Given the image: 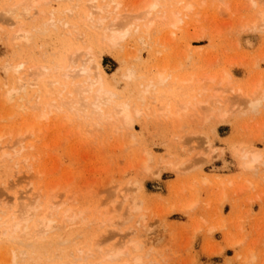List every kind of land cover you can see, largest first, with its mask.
I'll return each mask as SVG.
<instances>
[{
  "label": "rangeland",
  "instance_id": "374dc122",
  "mask_svg": "<svg viewBox=\"0 0 264 264\" xmlns=\"http://www.w3.org/2000/svg\"><path fill=\"white\" fill-rule=\"evenodd\" d=\"M88 1L47 0L34 6L28 0L25 6L24 0H0V149L10 152L16 133L36 130L26 145L13 146L18 156L11 152V161H0V202L15 204L20 190L25 197L42 188L47 195L38 197L37 217H47L48 211L54 227L61 225L44 233L45 241L36 236L35 225L31 248L15 244L0 228V264H9L19 251L24 252L16 264L23 257V264H131L135 256L145 264H262L264 167L249 172L240 151L249 147L264 154V95L258 109L248 104L252 93L264 92V0H160V13L146 19L155 18L149 31L143 9L150 0H115L119 6L109 0L110 12L116 10L111 17L135 27L115 48L102 41L101 27L87 21L93 11ZM188 4L194 5L191 12L184 9ZM12 7L19 10L13 17L7 13ZM178 12L183 22L173 29L171 16ZM18 29L25 32L22 40L28 34L27 41L16 43ZM75 52L80 60L84 54V65L101 67L97 73L91 65V79L103 77L105 88L116 94L104 109L107 120L89 106L93 97L78 113L60 107L73 85L85 80L73 78L80 63ZM66 66L73 80L61 78ZM43 71L50 73L43 76ZM161 73L167 74L165 81ZM33 77L38 79L30 85ZM223 77L229 80L221 84ZM49 81L64 92L57 94ZM121 102L131 108V125L113 107ZM52 103L57 106L51 108ZM12 183L17 186L7 189ZM135 199L141 209L128 213L126 205ZM54 204L60 205L58 212ZM8 206L3 210L10 212ZM114 207L118 213L112 215ZM125 245L129 251L110 262L107 252Z\"/></svg>",
  "mask_w": 264,
  "mask_h": 264
},
{
  "label": "bare ground",
  "instance_id": "6f19581e",
  "mask_svg": "<svg viewBox=\"0 0 264 264\" xmlns=\"http://www.w3.org/2000/svg\"><path fill=\"white\" fill-rule=\"evenodd\" d=\"M25 1V6L28 4V5H30L31 3H33V4H31V5H39V6H41L43 3H45L47 0H30L31 1V3L29 2H26V1H28V0H24ZM33 1V2H32ZM41 1V3H39ZM70 1V0H69ZM104 1V0H103ZM107 1V0H106ZM89 3H88V6H89V10H91V9H93V11L91 10V11H89V14H88V19H87V21L90 23V25H95L97 28H99V27H101V28H99V29H101V31H104V33H105V36H103V37H105L104 39H107L108 41H105L104 39L102 40L103 42H105V44H107L108 42H110L111 43V47H113L114 46V48L115 47H117L118 46V44L120 43V42H123L124 41V39L126 38V36H128L129 35V33H130V29H132L133 30V28H135V27H128L127 25V22H124L123 24L122 23H120L119 21H118V19H119V16L118 17H115L114 19L111 17V15L112 14H115V11L116 10H114L113 9V11L112 12H110V7L112 6L111 4H117L118 6H119V3L116 1L115 2V0H111L110 2H111V4H110V2H109V0L107 1V2H109L108 4H106V5H101V2L99 1V0H89L88 1ZM182 3V0L181 1H178V3ZM39 3V4H38ZM163 3V2H162ZM166 2H165V0H164V4H165ZM180 3V4H181ZM18 4H20V3H18ZM90 4V5H89ZM23 5V7H24V9H27V7H25L24 6V3L22 4ZM22 5L20 6V5H18L19 7H22ZM73 5V4H72ZM161 3H160V0H150L146 5H145V7H144V9H143V14H145V24H144V26H146L145 27V30L146 31H149V26H150V22H151V20H146L147 18H149V19H151L150 17L153 15V17L155 16L153 13H156V11H158L157 9L160 7L161 8ZM17 6V9H19V7ZM118 6L116 7V9H118ZM16 7V6H15ZM15 7H12L11 9H8L9 11L7 12L11 17H13V16H16V13H17V11H19V10H17V9H14ZM74 7V6H73ZM73 7H71V11H74V8ZM166 7V6H165ZM75 8H76V5H75ZM162 8H163V5H162ZM161 8V9H162ZM194 8V5H192V4H188L187 6H186V8H184L185 10H188V12H191V10ZM32 9H34V8H32ZM28 10H31L30 9V7H29V9H27V10H25V11H28ZM77 10H78V8H77ZM77 10H76V12H77ZM95 10V11H94ZM160 10V9H159ZM70 11V10H69ZM30 12V11H29ZM28 13V12H27ZM72 13V12H71ZM74 13H75V11H74ZM158 13H160L159 11H158ZM157 13V14H158ZM19 14V13H18ZM98 15L99 14V17H95L94 15ZM102 14H104V16L102 15ZM180 12H178L177 14H174V16H173V14H172V16H171V19H173L172 20V22H171V24H169V25H171L172 26V28L173 29H178L179 28V26H180V24H182V22H183V20H182V18H181V16H180ZM13 15V16H12ZM24 15V14H23ZM23 15H21V17L23 16ZM27 15V17H28V15H29V13L28 14H26ZM31 15H33V14H31ZM102 15V16H101ZM107 15V16H106ZM110 15V16H109ZM148 16V17H147ZM20 16H18V18H19ZM26 17V16H25ZM29 17H31V16H29ZM111 17V18H110ZM173 17V18H172ZM10 18V17H9ZM12 19V18H11ZM30 19V18H29ZM109 19L111 20V19H113L112 21H109ZM123 19V18H122ZM125 19H127V18H125ZM153 19H155V18H153ZM152 19V22H151V26L152 27H154L153 25V22H154V20ZM14 20V19H13ZM107 20L110 22H108V23H106L107 22ZM121 20V19H120ZM128 20H130V19H128ZM127 20V21H128ZM260 20L261 21H264V12H262L261 14H260ZM148 22V23H147ZM88 23V24H89ZM147 25H148V27H147ZM95 26H93V28L95 27ZM103 26H105V28L103 27ZM125 26H127V27H125ZM170 26V27H171ZM92 27V26H91ZM181 27V26H180ZM104 28V30H102ZM147 28H148V30H147ZM180 29V28H179ZM97 30V29H96ZM135 30V29H134ZM133 30V31H134ZM21 32H23L21 29H18V32H17V34H19V36L17 35V36H15L16 38H14V39H16V41L18 40L19 42H22L23 40H26L27 41V39H28V34L27 35H25L24 34V36H25V39H23L22 40V36H21ZM99 32H100V30H99ZM23 33H25V32H23ZM103 33V32H102ZM103 33V34H104ZM101 34V33H100ZM23 35V34H22ZM14 36V35H13ZM26 36H27V38H26ZM18 38V39H17ZM30 39V38H29ZM102 39V38H101ZM22 40V41H21ZM16 42V43H19V42ZM30 41V40H29ZM28 41V42H29ZM107 42V43H106ZM110 43H109V46H110ZM113 45V46H112ZM90 48V47H89ZM87 49V50H89V51H92L91 49ZM86 50V49H85ZM84 50V51H85ZM84 51H83V53H84ZM94 51V50H93ZM92 51V52H93ZM87 52V54H88V51H86ZM92 52H90L91 54V57L95 54L94 52V54L92 53ZM82 53V52H81ZM75 54V56H76V58L74 59L75 61H77L76 59H77V57H79V59H78V61L80 62V63H82L83 65H81L80 63H79V66H77L76 67V64L78 65V63H74V65L72 64V66H74V67H76L75 69H74V73H75V77H73V78H80V77H82V80H83V77L85 78V80H83V82L81 83H79L78 85H76V84H74L73 85V87H74V91L73 92H67V94H69V95H71L69 98H66V100L65 101H62V104H60V107L62 106V107H64V108H66L67 107V110H69V111H73V112H81L80 110H85V109H87V102H89L90 101V99L92 98L93 99V101L92 102H90L89 103V106L91 105L92 107V109H93V112H94V114L95 115H98L100 118H105L104 120H107V115H106V113H104V109H105V107H108V106H110V105H113V103H114V98H116V94L115 93H113V91L112 90H108V88L106 89L105 88V86H104V83H102V81L101 80H103V75L102 74H98L99 76H101L100 78H101V80H96V81H94V79H91L92 77H91V70H92V66H93V68L95 69V71H96V69H99V68H96V67H100V66H98L95 62H98V60H97V58H95L96 59V61H93L92 62V60L94 59H90V61L92 62V63H95L96 65H93V64H89L90 66H86V65H84L85 63H83L82 62V60H83V57H85L84 56V54H83V57H82V60H80L81 59V57H80V55H77L78 54V52H75L74 53ZM74 54H73V56H74ZM86 55V54H85ZM89 55V54H88ZM96 57H98V56H96ZM72 60H73V58H72ZM90 63V62H89ZM69 64H71V61H70V63ZM68 64V66L70 67V65ZM17 65H15V67H16ZM62 66H64V65H62ZM71 66V67H72ZM20 67H23V65L22 66H19L18 65V68H20ZM44 67V66H43ZM74 67H72V68H74ZM89 67V68H88ZM10 68V67H9ZM42 68V67H41ZM48 71H49V69L47 68V67H45ZM45 68H43V69H45ZM60 68V67H59ZM63 68V67H62ZM62 68H60L61 70H62ZM65 68H67V69H65ZM64 68V72H63V74L61 75V78H62V76H63V78H64V76L66 77L65 78V80H67V79H71L72 78V75H74V73H72L71 72V69L69 70V68L66 66ZM91 68V69H90ZM101 68V67H100ZM11 69V68H10ZM9 69V70H10ZM21 69V68H20ZM19 69V70H20ZM23 69V68H22ZM46 69H45V71H46ZM16 70H18V69H16ZM18 70V73L20 72L21 73V71H19ZM66 70H69V71H67L66 72ZM73 70V69H72ZM15 71V70H14ZM45 72V73H47V74H49L50 72ZM15 72H17V71H15ZM14 72V73H15ZM65 72H66V74H65ZM71 72V73H70ZM97 73H98V71H96ZM96 72H92L94 75H96L97 76V74H96ZM101 72V71H100ZM18 73H16V74H18ZM45 73H44V71L43 72H41V74H43V76L45 75ZM39 74V73H38ZM58 74V73H57ZM93 74H92V76H93ZM9 75V74H8ZM10 75H12V74H10ZM14 75V74H13ZM33 75V74H32ZM161 76H159V77H161V79L162 80H166L167 79V74H166V76L165 75H162V73L160 74ZM228 75V74H227ZM35 76V75H34ZM40 74H39V79H40ZM46 76V75H45ZM226 76V75H225ZM38 77H35V78H37L38 79ZM227 78H228V76H226ZM10 78V77H9ZM34 77H33V80L34 81H32V83L30 82L29 84L31 85V84H33V82H35V81H37V79H35ZM60 78V77H59ZM73 78L71 79V80H73ZM224 78V79H223ZM222 79L224 80H222V82H221V84L223 83V82H226V81H228L229 79H226L225 77H223ZM23 79H24V77H23ZM29 80V79H28ZM64 80V79H63ZM70 80V81H71ZM76 80H78V79H76ZM207 80H209L210 82H214V78L213 77H209V78H207ZM19 81V80H18ZM53 81V80H52ZM52 81H49L48 82V84L49 85H51L52 83L53 84H56L55 86H57L58 85V83L55 81V83L54 82H52ZM70 81H69V83H70ZM74 81H75V79H74ZM20 82V81H19ZM26 82V81H25ZM24 82V83H25ZM29 82V81H28ZM27 82V83H28ZM68 82V81H67ZM66 82V83H67ZM104 82V81H103ZM22 83V82H21ZM60 83V82H59ZM74 82L72 81V84H73ZM68 84V83H67ZM71 83H70V85H72ZM49 85H48V87H49ZM64 86H66L65 84H63ZM63 85H60L59 84V86H62V89L64 88V86ZM76 85V86H75ZM25 86H27V85H25ZM29 86V85H28ZM35 86H36V83H35ZM22 87V90H24L25 88H24V85L23 86H21ZM21 87H20V89H21ZM50 87H54V86H50ZM73 87H70L71 89L73 88ZM76 87V88H75ZM97 87V88H96ZM55 88V89H54ZM54 88H51V89H54V90H56V87H54ZM66 88V87H65ZM60 89H58V90H56L55 92H57V94H61V93H63L64 91H62V90H60V91H62V92H58ZM66 90V89H65ZM18 92H21V91H18ZM54 92V93H55ZM9 93V92H8ZM261 94H263L264 95V92H260V91H255L254 93H252V96H254V98H250V101L248 102V104H250L251 105V107H253V109H258V107L260 106V97H262L263 95H261ZM11 96V95H10ZM12 96H14V95H12ZM9 97V96H8ZM7 97V98H8ZM66 97V96H65ZM64 96H62L61 97V100H63V98H65ZM118 97V96H117ZM13 98V97H12ZM11 97L9 98V99H12ZM140 98V97H139ZM144 99V98H143ZM122 103V102H121ZM119 104V103H117L118 105L115 107V106H113L115 109H117L116 111H118V113H117V115H119V117H122V119H125V121L129 124V125H131L132 123H133V118H131V116H130V114L132 115V113H131V108H130V106L129 105H127V104H124V103H122V104ZM54 103H52V104H50L49 106L51 107V108H53L54 106H57V104L55 103V105H53ZM114 105H116V104H114ZM59 106V105H58ZM60 107H58V110H59V108ZM64 108H60V111H61V109H64ZM69 108V109H68ZM36 109V108H35ZM56 109H57V107H56ZM77 112V113H78ZM92 112V113H93ZM226 115V114H225ZM110 117V116H109ZM115 117V116H114ZM221 117V116H220ZM222 117H224V114H223V116ZM221 117V118H222ZM44 118H46V113L44 112L43 114H42V116H41V119H44ZM123 121V120H122ZM126 122H124V123H126ZM35 133H36V130L34 129V127H31V128H28L27 130H25L24 132H22V133H20V134H18V133H16L17 135H18V137L17 136H15V138H16V144H14L13 143V146H17L18 144V147H21L23 144H25L24 142H25V140H26V138H30V137H33V136H35ZM12 134H10L9 135V137L11 136ZM29 136V137H28ZM12 137V136H11ZM10 137V138H11ZM37 137V136H36ZM4 137H3V135L2 134H0V140H2ZM11 140V139H10ZM15 140V139H14ZM27 144H29V143H27ZM12 145V144H11ZM26 145V144H25ZM31 145V144H30ZM7 146V144L6 145H4L3 146V148H5ZM11 147V146H8V149L10 148V149H14L15 150V148L14 147ZM23 147V146H22ZM31 147V146H30ZM2 149V148H1ZM0 149V150H1ZM6 149V148H5ZM5 149H2L1 151H0V161H4V159H8L9 157H10V154H11V152H12V150L9 152L8 150L6 151ZM26 149H27V147H26ZM21 149L19 148V151H20ZM23 151H24V148L22 149ZM21 150V151H22ZM16 151H18V150H16ZM16 151H13L12 153V156L11 157H13V155L15 156V155H17L18 153L16 152ZM14 152L16 153V154H14ZM27 152V151H26ZM240 153H241V158L243 159V166L245 167V169L246 170H248L249 172L251 171V172H256L257 171V169H258V167L260 166V164H261V169H263V167H264V154H262L261 152H260V150H254V148L252 149V148H249V147H247V148H244L242 151H240ZM19 155V154H18ZM17 155V156H18ZM9 161H11V159L9 158ZM13 161V160H12ZM6 162V161H5ZM147 163V162H146ZM2 164V163H1ZM30 165V164H29ZM5 166V165H4ZM27 167H29V166H27ZM146 167H147V169H148V166L146 165V164H144V168L146 169ZM3 168V167H2ZM6 168V167H5ZM146 169V170H147ZM2 170V169H1ZM0 170V171H1ZM149 171V170H148ZM263 171V170H262ZM4 172V171H3ZM1 173V172H0ZM32 172H30V174H31ZM263 173V172H262ZM33 174V176H34V173H32ZM31 174V175H32ZM35 176H37V173L35 172ZM1 176V175H0ZM38 177V176H37ZM263 177V176H262ZM19 183H21L20 181L17 183L16 182V184L18 185ZM264 183V182H263ZM16 185V186H17ZM13 186V187H12ZM16 186H14V184L12 183V185H11V187L9 188H7V189H13L14 187H16ZM27 186V185H26ZM29 186H32L31 184L29 185L28 184V187L27 188H29ZM19 188V187H18ZM27 188H25L26 189V191H27ZM30 188H32V187H30ZM6 189V190H7ZM11 189V190H12ZM40 189H42V188H39L38 189V191H37V193L36 192H33L30 196H27L26 194H27V192H26V196L25 197H22V195H20V193L22 192L21 190L19 191L20 193H19V196L17 197L18 199H17V201L15 202V204H12L11 203V201H12V199H9V200H7L5 197V199L6 200H4L3 202L1 201L0 202V206L2 207H4V208H6L5 207V205L6 206H8V209L9 210H11L10 212L8 211V210H3V207L0 209V228L2 229V233H3V235H7L8 236V239L9 240H11V241H13L15 244H17V245H21V246H26V247H30L31 245H32V242H33V240H32V238H33V232H34V230H33V228H34V226L36 225L37 226V224H38V228L39 229H36L35 230V232H37L36 233V236H38V233H39V236H40V234H41V236L39 237V238H41L42 237V239L45 237L43 234L45 233H47V232H49V231H51L52 229L54 230H56L57 231V229L58 230H61V228H60V226L57 224V225H55L56 227H57V229L54 227V223H55V220H50V219H48L49 217H51L50 215V213L48 212H46V214H45V216H47L48 214V216L47 217H44V218H38L37 217V214H38V212H39V210L42 208V206H41V202H40V200H39V196H41V194L40 193H42L41 191H40ZM31 190V189H30ZM30 190H28V191H30ZM44 191H46V189L44 190ZM2 193H5V192H2ZM23 193V192H22ZM21 193V194H22ZM48 193V192H47ZM50 193V192H49ZM48 193V194H49ZM6 194V193H5ZM4 194V195H5ZM15 194V193H14ZM43 194H44V192H43ZM44 195H47L46 193L44 194ZM1 196V195H0ZM124 197H123V199L125 200H128L129 198V196L127 197L126 195H123ZM6 197H9V196H6ZM48 197H50V194H49V196ZM2 198V197H1ZM12 198V197H11ZM42 198H43V196H42ZM14 199V198H13ZM44 199V198H43ZM2 200V199H1ZM125 200V201H126ZM134 200V199H133ZM255 200H257V199H255ZM15 201V200H14ZM45 201V200H44ZM129 201V200H128ZM132 202H135V203H132ZM129 205H126V206H128L126 209H128L127 211H128V213L132 210V213H135L136 212V210L138 209V208H140L141 209V207L138 205V207H137V205H136V199H135V201H132ZM194 203L193 204H191L190 206H188V207H193V206H195V204H196V199H195V201H193ZM4 205H3V204ZM137 204H139V203H137ZM43 205V204H42ZM46 205V204H45ZM45 205H44V207H45ZM49 204H47V206H48ZM55 206V212H58L57 210V207L59 208L60 207V205H57V204H54ZM50 206V205H49ZM52 206V205H51ZM130 206V207H129ZM53 207V206H52ZM53 207V208H54ZM46 208V207H45ZM49 208V207H48ZM115 208V207H114ZM130 208V209H129ZM50 209V208H49ZM57 209V210H56ZM60 209V208H59ZM125 209V210H126ZM140 209H139V211H140ZM50 210H54V209H50ZM68 210H69V212H68ZM114 210H116L115 212L113 211L112 212V215L115 213L116 214V212L118 213V210H117V208H115ZM133 210H134V212H133ZM42 211V210H41ZM71 210L70 209H67V211H65L64 212V214L66 213V215L68 214V215H70L69 213H71L70 212ZM63 214V215H64ZM75 214V213H74ZM53 215H54V213H53ZM58 215H60L59 213H58ZM65 215V216H66ZM63 216V218L65 217V218H67V217H69V216ZM111 215V214H110ZM129 215V214H128ZM76 216V215H75ZM55 217L57 218V216L55 215ZM73 217V214L71 215V217L70 218H72ZM77 217V216H76ZM75 217V218H76ZM59 218V217H58ZM57 218V219H58ZM61 218V217H60ZM69 218V221H74V219L72 220V219H70ZM53 219H55V218H53ZM68 219V218H67ZM61 221V220H60ZM62 221H64V220H62ZM65 221H67L68 222V220H65ZM64 221V222H65ZM58 222V221H57ZM66 222V223H67ZM75 222V221H74ZM71 223V222H70ZM69 224V223H68ZM73 224V223H72ZM60 228V229H59ZM53 230H52V232H51V234H53L54 232H53ZM1 233V232H0ZM3 235H1L2 237H5V236H3ZM47 235H50V234H47ZM47 235H46V237H47ZM44 236V237H43ZM1 237V238H2ZM48 238V237H47ZM46 238V239H47ZM3 239V238H2ZM7 239V238H6ZM5 240V239H4ZM39 240V239H38ZM44 240V239H43ZM42 240V242H44ZM50 240V239H49ZM5 241H7V240H5ZM36 242V241H35ZM50 242V241H49ZM133 242V241H132ZM132 242H129V244H127V245H131V244H133ZM4 243V242H3ZM10 243V242H9ZM38 243V242H37ZM45 243V242H44ZM44 243H43V245H44ZM47 243V242H46ZM131 243V244H130ZM242 243V240H240V241H238L237 243H235L234 244V246H238L239 244H241ZM35 244V243H34ZM3 245V244H2ZM7 245V244H6ZM137 245V244H136ZM135 244L134 245H131V247L130 248H133L134 246H136ZM37 246V245H36ZM35 246V247H36ZM38 246H40V245H38ZM264 246V245H263ZM13 247V246H12ZM42 247V246H41ZM46 247V246H45ZM126 247L128 248V246H124V247H114L113 249H111V250H109V252H107V258H109L110 259V262L112 261V260H115V259H119V256H121V255H125V252H126V250H128V249H126ZM138 246H136V247H134V250H135V248H137ZM22 248V247H21ZM31 248V247H30ZM36 248H38V247H36ZM35 248V249H36ZM40 248V247H39ZM46 248H48V246L46 247ZM255 249V248H254ZM14 250H16V247H15V249H13V251L10 249V253L11 254H13L12 252H14ZM129 251V250H128ZM20 252V251H19ZM18 252V253H19ZM22 253L24 252V251H21ZM20 252V253H21ZM47 252H48V249H47ZM251 252V255L252 254H254L252 251H250ZM6 253H7V251H6ZM8 253H9V251H8ZM15 253V252H14ZM17 253V252H16ZM18 253H17V255H10V259H11V257H12V259L10 260V262H9V264H16V263H18L22 258L20 257H18ZM21 253V254H22ZM36 253V252H35ZM42 253V252H41ZM20 254V255H21ZM25 254V253H24ZM33 254V253H32ZM263 254V253H262ZM7 255V254H6ZM44 255H46V254H44ZM8 256V255H7ZM24 256H26V254L24 255ZM31 256V255H30ZM23 257V256H22ZM247 257H249V256H247ZM255 257V256H254ZM254 257H252L253 259H254ZM26 258H28V257H26ZM35 258V257H34ZM246 258V257H245ZM245 258H244V260H245ZM262 258H264V255H263V257ZM5 259H6V257H5ZM4 259V262H6V260ZM40 259H42V258H40ZM39 259V260H40ZM112 259V260H111ZM249 259V258H248ZM248 259H246L247 261H248ZM23 260H24V257H23ZM23 260H22V264H23ZM132 263L131 264H145L144 263V259L141 257V256H135V257H133L132 259ZM245 260V261H246ZM264 260V259H263ZM26 261V260H25ZM249 261H253V260H251V259H249ZM248 261V262H249ZM8 262V261H7ZM7 262H6V264H7ZM256 262V261H255ZM32 263H34V262H32ZM31 263V264H32ZM40 263V262H39ZM43 264H44V262H42ZM41 263V264H42ZM252 263V262H251ZM47 264V263H46ZM57 264V263H56ZM107 264H113V263H107ZM125 264H130V263H125ZM262 264H264V261H263V263Z\"/></svg>",
  "mask_w": 264,
  "mask_h": 264
}]
</instances>
